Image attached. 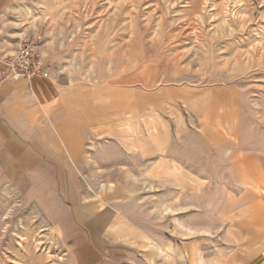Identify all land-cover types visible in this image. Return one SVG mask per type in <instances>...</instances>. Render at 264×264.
<instances>
[{"label":"rangeland","instance_id":"rangeland-1","mask_svg":"<svg viewBox=\"0 0 264 264\" xmlns=\"http://www.w3.org/2000/svg\"><path fill=\"white\" fill-rule=\"evenodd\" d=\"M0 38L87 133L92 193L131 210L100 264H264V0H0ZM19 186L0 170V264H73Z\"/></svg>","mask_w":264,"mask_h":264},{"label":"crops","instance_id":"crops-1","mask_svg":"<svg viewBox=\"0 0 264 264\" xmlns=\"http://www.w3.org/2000/svg\"><path fill=\"white\" fill-rule=\"evenodd\" d=\"M44 79L8 77L0 55V170L45 209L73 264H100L108 245L123 243L115 237L128 234L122 218L131 210L122 212L109 200L120 191L112 182L101 185L106 194L92 193L88 135L57 108L54 85Z\"/></svg>","mask_w":264,"mask_h":264},{"label":"built area","instance_id":"built-area-1","mask_svg":"<svg viewBox=\"0 0 264 264\" xmlns=\"http://www.w3.org/2000/svg\"><path fill=\"white\" fill-rule=\"evenodd\" d=\"M33 49L30 48L32 52ZM28 51L20 52L4 61L6 64V75L11 78L32 79L35 77H48V72L41 66L39 60L33 57Z\"/></svg>","mask_w":264,"mask_h":264}]
</instances>
